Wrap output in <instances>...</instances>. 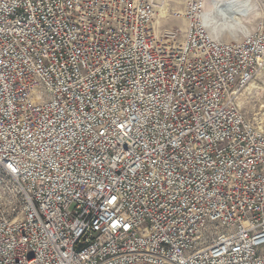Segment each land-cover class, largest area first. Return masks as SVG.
Returning a JSON list of instances; mask_svg holds the SVG:
<instances>
[{
    "label": "built area",
    "instance_id": "1",
    "mask_svg": "<svg viewBox=\"0 0 264 264\" xmlns=\"http://www.w3.org/2000/svg\"><path fill=\"white\" fill-rule=\"evenodd\" d=\"M201 3L0 0V264H264V20Z\"/></svg>",
    "mask_w": 264,
    "mask_h": 264
},
{
    "label": "rangeland",
    "instance_id": "2",
    "mask_svg": "<svg viewBox=\"0 0 264 264\" xmlns=\"http://www.w3.org/2000/svg\"><path fill=\"white\" fill-rule=\"evenodd\" d=\"M210 5L211 0H207ZM187 0H175V4L172 6L173 11L171 16L167 19H158L159 32L164 29H179L182 35L186 31V20L184 17L185 4ZM257 10H255L256 12ZM176 13V14H174ZM254 13V12H253ZM249 14L250 16L253 14ZM177 15H180L179 17ZM259 21V20H258ZM258 21L248 25L247 20H243L242 27H235L231 29H224L222 25L211 26V31L215 36L224 42H234L235 40H229L230 37L236 34L237 29H243L246 25L252 28V32L255 30ZM224 22L222 17L219 18V24ZM184 32V33H183ZM252 87H249L245 93V98H242L241 106L246 116L254 123L257 127L264 128V70L260 76L253 82Z\"/></svg>",
    "mask_w": 264,
    "mask_h": 264
},
{
    "label": "bare ground",
    "instance_id": "3",
    "mask_svg": "<svg viewBox=\"0 0 264 264\" xmlns=\"http://www.w3.org/2000/svg\"><path fill=\"white\" fill-rule=\"evenodd\" d=\"M210 6L216 7V13L209 14L204 12V14L209 19V25L214 26V29L216 28L215 23L216 25H222L224 29H231L236 26L241 28L242 22L246 19V16H250L249 14L255 12V10L264 11V3L261 2V0H211ZM221 11L224 13L223 15L219 13ZM242 13H246V15ZM170 16V9L164 8L161 10L157 19H167ZM220 17H222L224 22L219 24ZM252 84L249 87H252ZM249 87L247 89H249ZM247 89L243 93V98H245Z\"/></svg>",
    "mask_w": 264,
    "mask_h": 264
},
{
    "label": "clouds",
    "instance_id": "4",
    "mask_svg": "<svg viewBox=\"0 0 264 264\" xmlns=\"http://www.w3.org/2000/svg\"><path fill=\"white\" fill-rule=\"evenodd\" d=\"M200 9L203 10L206 13L209 14H215L216 13V7L210 6L207 3V0H202V3L200 4ZM219 13H223L222 11ZM246 20L248 22V25L258 21V20H264V11H256L251 16H246ZM246 25L243 29H237L236 34L229 38V40H235V41H243L247 38V36L251 35L252 28L250 26Z\"/></svg>",
    "mask_w": 264,
    "mask_h": 264
},
{
    "label": "snow or ice",
    "instance_id": "5",
    "mask_svg": "<svg viewBox=\"0 0 264 264\" xmlns=\"http://www.w3.org/2000/svg\"><path fill=\"white\" fill-rule=\"evenodd\" d=\"M224 13H221V15H223ZM242 14H244V15H246V13H242Z\"/></svg>",
    "mask_w": 264,
    "mask_h": 264
}]
</instances>
